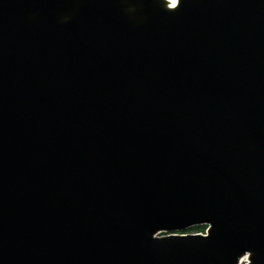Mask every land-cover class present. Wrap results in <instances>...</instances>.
I'll use <instances>...</instances> for the list:
<instances>
[{
  "label": "water",
  "instance_id": "1",
  "mask_svg": "<svg viewBox=\"0 0 264 264\" xmlns=\"http://www.w3.org/2000/svg\"><path fill=\"white\" fill-rule=\"evenodd\" d=\"M244 254L264 264V0H0V264Z\"/></svg>",
  "mask_w": 264,
  "mask_h": 264
},
{
  "label": "bare ground",
  "instance_id": "2",
  "mask_svg": "<svg viewBox=\"0 0 264 264\" xmlns=\"http://www.w3.org/2000/svg\"><path fill=\"white\" fill-rule=\"evenodd\" d=\"M166 2H167L168 7H174L178 3V0H166ZM247 258H248L247 254H244L243 256H241L239 258V264H245L247 261Z\"/></svg>",
  "mask_w": 264,
  "mask_h": 264
},
{
  "label": "trees",
  "instance_id": "3",
  "mask_svg": "<svg viewBox=\"0 0 264 264\" xmlns=\"http://www.w3.org/2000/svg\"><path fill=\"white\" fill-rule=\"evenodd\" d=\"M191 229H192L191 231L196 232V231H201L204 228H203V226H195V227H192Z\"/></svg>",
  "mask_w": 264,
  "mask_h": 264
},
{
  "label": "rangeland",
  "instance_id": "4",
  "mask_svg": "<svg viewBox=\"0 0 264 264\" xmlns=\"http://www.w3.org/2000/svg\"><path fill=\"white\" fill-rule=\"evenodd\" d=\"M191 231V230H190ZM192 232H194V231H191L190 233H192ZM162 235V234H161Z\"/></svg>",
  "mask_w": 264,
  "mask_h": 264
}]
</instances>
